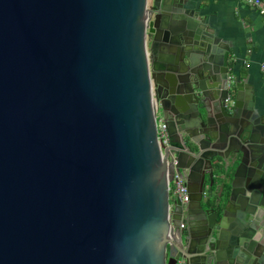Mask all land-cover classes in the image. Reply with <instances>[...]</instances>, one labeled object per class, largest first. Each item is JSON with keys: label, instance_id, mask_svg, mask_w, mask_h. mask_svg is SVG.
Here are the masks:
<instances>
[{"label": "water", "instance_id": "obj_1", "mask_svg": "<svg viewBox=\"0 0 264 264\" xmlns=\"http://www.w3.org/2000/svg\"><path fill=\"white\" fill-rule=\"evenodd\" d=\"M200 10L0 0V264L257 263L264 116ZM168 151L189 202L167 249Z\"/></svg>", "mask_w": 264, "mask_h": 264}, {"label": "crops", "instance_id": "obj_2", "mask_svg": "<svg viewBox=\"0 0 264 264\" xmlns=\"http://www.w3.org/2000/svg\"><path fill=\"white\" fill-rule=\"evenodd\" d=\"M196 8L219 34L222 42L230 48V60L235 77L254 92L255 107L264 116V17L255 8L241 0H192ZM264 2V0H263ZM235 56V58H233ZM233 77V76H232ZM234 167L226 174L225 188L232 180ZM218 180V178L216 179ZM258 245L256 264H264V212L257 226Z\"/></svg>", "mask_w": 264, "mask_h": 264}, {"label": "built area", "instance_id": "obj_3", "mask_svg": "<svg viewBox=\"0 0 264 264\" xmlns=\"http://www.w3.org/2000/svg\"><path fill=\"white\" fill-rule=\"evenodd\" d=\"M248 6H251L257 10V12L264 17V2L263 0H241ZM261 72L264 75V65L261 66ZM232 82L233 77L232 75L228 77V84H227V90L229 91V94L226 97V104L230 105L233 104V96L231 93L232 90ZM169 135L167 133V129L165 124L162 120H159L157 122V144L159 147V151L161 156L163 157L165 154V150L169 147ZM166 169H167V176L171 174V180L168 183V192H169V200H170V206H169V215H168V221L170 224V228H172L171 232V239H169L168 246H176L179 241V234L178 229L173 227L170 223V212L172 209L173 203L178 200L181 205L185 206L189 202V193L186 187V184L181 177V175L177 172V161L174 156V154L171 153V151H168L166 161H165ZM183 228V224L179 226V229L181 230ZM176 264H185V261L183 259H179L176 261Z\"/></svg>", "mask_w": 264, "mask_h": 264}, {"label": "flooded vegetation", "instance_id": "obj_4", "mask_svg": "<svg viewBox=\"0 0 264 264\" xmlns=\"http://www.w3.org/2000/svg\"><path fill=\"white\" fill-rule=\"evenodd\" d=\"M183 125L180 123L179 125H177V127L178 128H180V127H182ZM183 141L185 142V143H187V144H189V142H188V140L184 137L183 138ZM172 153V152H171ZM173 154V153H172ZM175 156V158H176V155H174ZM228 172V171H227ZM227 172L226 173H224L223 172V170H221V174L222 175H224V176H226V174H227ZM183 180H184V182H186V180L183 178ZM214 181H216V178H214ZM206 187H209V179L206 177V185H205ZM185 228V224H183V228L182 229H184Z\"/></svg>", "mask_w": 264, "mask_h": 264}, {"label": "rangeland", "instance_id": "obj_5", "mask_svg": "<svg viewBox=\"0 0 264 264\" xmlns=\"http://www.w3.org/2000/svg\"><path fill=\"white\" fill-rule=\"evenodd\" d=\"M160 117V116H159Z\"/></svg>", "mask_w": 264, "mask_h": 264}]
</instances>
